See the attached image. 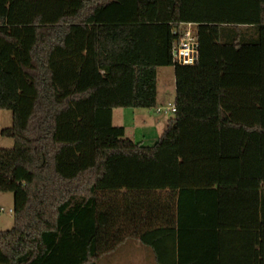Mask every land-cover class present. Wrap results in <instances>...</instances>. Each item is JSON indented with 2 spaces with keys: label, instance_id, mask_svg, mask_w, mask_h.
Segmentation results:
<instances>
[{
  "label": "trees",
  "instance_id": "trees-1",
  "mask_svg": "<svg viewBox=\"0 0 264 264\" xmlns=\"http://www.w3.org/2000/svg\"><path fill=\"white\" fill-rule=\"evenodd\" d=\"M184 23L194 66L172 57ZM163 67L176 112L145 146L113 115L157 108ZM2 110L0 264H98L129 240L158 264H264V0H0Z\"/></svg>",
  "mask_w": 264,
  "mask_h": 264
},
{
  "label": "rangeland",
  "instance_id": "rangeland-1",
  "mask_svg": "<svg viewBox=\"0 0 264 264\" xmlns=\"http://www.w3.org/2000/svg\"><path fill=\"white\" fill-rule=\"evenodd\" d=\"M171 71L168 67L159 69L160 97L157 108L147 109H117L114 111L115 126L126 128V136L145 146H153L167 128L168 121L173 117L171 112L176 101V87L173 80L165 77L164 72ZM168 80V82H167ZM13 125L12 111H0V130ZM15 141L0 134V149H12ZM14 195L0 193V231L11 230L14 226L12 213ZM99 264H158L151 248L141 245L135 240H129L118 250L105 256Z\"/></svg>",
  "mask_w": 264,
  "mask_h": 264
},
{
  "label": "built area",
  "instance_id": "built-area-1",
  "mask_svg": "<svg viewBox=\"0 0 264 264\" xmlns=\"http://www.w3.org/2000/svg\"><path fill=\"white\" fill-rule=\"evenodd\" d=\"M173 61L182 66H194L199 58L198 39L196 36V25L184 23L181 25V34L172 48ZM176 112L174 106L171 110ZM2 209H0L1 211Z\"/></svg>",
  "mask_w": 264,
  "mask_h": 264
},
{
  "label": "crops",
  "instance_id": "crops-1",
  "mask_svg": "<svg viewBox=\"0 0 264 264\" xmlns=\"http://www.w3.org/2000/svg\"><path fill=\"white\" fill-rule=\"evenodd\" d=\"M168 68L171 71H165L164 72V82H166L165 77H168L170 80L171 79L173 80V83L175 84V87H176L175 68L174 67H168ZM159 69L160 68H158V97H157L158 104H159V97H160V87H159L160 74H159ZM167 82H168V80H167ZM147 110H149V109H147ZM150 110H152V109H150ZM113 118H114V115H113ZM100 260H99L98 264L100 263ZM248 262H249L248 260H244V259L243 260H239L237 258L231 259V258H228V257L225 260H222V257L216 256V257H211L207 261H204L203 264H248Z\"/></svg>",
  "mask_w": 264,
  "mask_h": 264
},
{
  "label": "water",
  "instance_id": "water-1",
  "mask_svg": "<svg viewBox=\"0 0 264 264\" xmlns=\"http://www.w3.org/2000/svg\"><path fill=\"white\" fill-rule=\"evenodd\" d=\"M40 156L42 158V162H41V165L40 166H42L44 164V158H43V155L42 154H40Z\"/></svg>",
  "mask_w": 264,
  "mask_h": 264
}]
</instances>
